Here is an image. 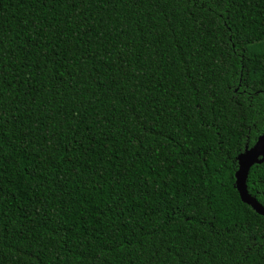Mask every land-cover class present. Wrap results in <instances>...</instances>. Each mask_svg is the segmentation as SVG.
I'll use <instances>...</instances> for the list:
<instances>
[{
    "label": "trees",
    "instance_id": "trees-1",
    "mask_svg": "<svg viewBox=\"0 0 264 264\" xmlns=\"http://www.w3.org/2000/svg\"><path fill=\"white\" fill-rule=\"evenodd\" d=\"M263 132L264 0H0V264H264Z\"/></svg>",
    "mask_w": 264,
    "mask_h": 264
},
{
    "label": "water",
    "instance_id": "water-1",
    "mask_svg": "<svg viewBox=\"0 0 264 264\" xmlns=\"http://www.w3.org/2000/svg\"><path fill=\"white\" fill-rule=\"evenodd\" d=\"M262 162H264V132L258 137L253 146H246L245 151L239 157V167L236 172V187L241 199L250 204L257 212L264 215V205L250 195L247 185V178L251 167Z\"/></svg>",
    "mask_w": 264,
    "mask_h": 264
}]
</instances>
